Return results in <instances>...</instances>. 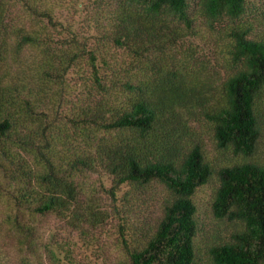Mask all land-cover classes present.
I'll return each instance as SVG.
<instances>
[{
  "label": "trees",
  "instance_id": "16d2710c",
  "mask_svg": "<svg viewBox=\"0 0 264 264\" xmlns=\"http://www.w3.org/2000/svg\"><path fill=\"white\" fill-rule=\"evenodd\" d=\"M254 1L113 0L107 39L128 54L124 64L110 62L75 35L56 40L19 31L11 50L0 3V186H10L18 214H55L84 232L104 218L94 206H81L79 174L110 176L115 201L124 186L131 188L127 196L162 188L157 220L143 224L134 239L122 234L124 264H196L194 198L216 176L213 215L234 230L211 248V264H264V13L262 20L246 19ZM199 22L222 36L224 78H213L218 70L208 78L166 63L195 37ZM36 49L38 61L13 72L22 54ZM81 64L91 72L90 85L69 121L82 146L61 152L67 143L60 142L55 120L67 77ZM101 67L110 72L107 78ZM200 119L211 126L218 149L230 155L227 163L208 158L193 130ZM12 225L20 251L36 257L38 229L19 217ZM46 253L51 264H83L70 251L65 259L51 248Z\"/></svg>",
  "mask_w": 264,
  "mask_h": 264
},
{
  "label": "rangeland",
  "instance_id": "374dc122",
  "mask_svg": "<svg viewBox=\"0 0 264 264\" xmlns=\"http://www.w3.org/2000/svg\"><path fill=\"white\" fill-rule=\"evenodd\" d=\"M0 3L7 15L6 27L11 50L16 44L18 32L25 31L51 36L56 40L75 35L83 41L86 40L89 45L99 47L106 59L117 64H124L130 58L126 52L115 47L107 39L110 20L116 8L113 0H0ZM194 4L193 1V7ZM250 9L246 19L252 17L261 19L264 13V0H255ZM46 13L51 20L44 16ZM258 24L260 25L261 21ZM262 28L264 29V22ZM225 52L222 36L210 32L199 22L195 37L172 53L173 61L169 60L166 63L175 65L183 73L194 72L198 76L205 75L208 78L218 70L219 77L213 78H224L221 63ZM39 55L40 51L37 49L28 50L22 54L18 64L14 65L11 62L13 72L31 68L34 62L38 61ZM101 74L107 78L110 72L102 68ZM90 77L91 72L84 64L76 66L67 77L66 99L63 100L62 112L55 120L60 142L67 143L61 144V152L72 151L82 146V137L79 134L71 135L74 129L71 128L69 118L77 114V106L81 104L79 101L86 94L85 89L90 85H88ZM193 130L197 138L203 142L208 158L215 165H223L229 161L230 155L218 149L211 126L207 122L200 119L194 123ZM263 155L264 145L260 152V156ZM78 183L82 188L81 206L85 208L92 205L103 212L101 216L104 220L97 229L87 224L84 232L74 230L66 226V222L55 214L48 216L18 214L10 186L7 183L0 186V260L3 263L9 264L7 262L10 261L11 264H22L23 260L28 259L31 264H51L46 248L54 250L61 259H65L66 252L70 251L74 258L83 264H124L127 261L122 247L123 238L126 237L128 241L136 238L137 230H141L143 224H153L157 220L162 211L165 190L155 188L149 195L134 192L133 196H127L131 188L124 186L117 193L115 201L110 193L112 178L104 172L79 174ZM217 187L218 178L215 176L208 185L197 191L194 198L198 207L199 224L196 264H211V248L228 241L234 230V225L219 221L213 215L212 204ZM16 217L32 224L39 231L41 239L36 257L20 251L18 233L12 225Z\"/></svg>",
  "mask_w": 264,
  "mask_h": 264
}]
</instances>
